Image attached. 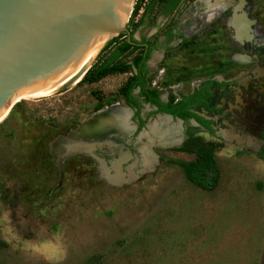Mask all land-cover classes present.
<instances>
[{"label":"rangeland","instance_id":"obj_1","mask_svg":"<svg viewBox=\"0 0 264 264\" xmlns=\"http://www.w3.org/2000/svg\"><path fill=\"white\" fill-rule=\"evenodd\" d=\"M149 1L139 0L130 29ZM218 1L181 0L167 17L159 14L162 4L155 3L144 16L134 39L153 41L168 31L174 35L164 51L150 57V88L181 84L179 94H186L203 79L240 80V71L250 64L238 59L240 54L246 58L249 42L264 49V0H222L211 14ZM241 1L243 17L254 21L250 41L234 38L229 25ZM127 76L110 74L45 98L22 100L2 121L0 264H264V150L257 154L258 116L251 118L253 127L247 124L250 114L205 116L213 119L220 142L192 126L194 134L218 145L213 158L220 178L209 192L185 178L184 165L193 155L170 151L175 145H158L151 140L159 136L151 132L128 133L94 156L64 154L63 142L53 152V143H61L98 105L125 107L116 91ZM122 151L129 159L124 162H133L132 179L110 185L100 161ZM140 151L149 156L148 163L156 159L145 172Z\"/></svg>","mask_w":264,"mask_h":264},{"label":"water","instance_id":"obj_2","mask_svg":"<svg viewBox=\"0 0 264 264\" xmlns=\"http://www.w3.org/2000/svg\"><path fill=\"white\" fill-rule=\"evenodd\" d=\"M138 2L0 0V124L22 99L67 83L62 89L80 80L119 34L128 33L126 23ZM243 5L241 1L229 25L234 38L249 40L252 32L249 26L254 21L243 17ZM239 22L243 26L240 27ZM114 106L117 105L98 110L61 139V143L57 141L59 146L65 143L64 154L88 153L94 156L96 150L119 143L122 136L114 132L105 134V138L86 134L111 114ZM123 109H127V121L131 125L132 110L128 107ZM159 116L172 119L168 115ZM106 138H111L113 143H108ZM100 163L103 164L102 161ZM119 164L121 161L111 163L114 171L122 175L119 180L111 181V170L102 173L109 184L120 185L132 179L130 173L119 172V166H116Z\"/></svg>","mask_w":264,"mask_h":264},{"label":"trees","instance_id":"obj_3","mask_svg":"<svg viewBox=\"0 0 264 264\" xmlns=\"http://www.w3.org/2000/svg\"><path fill=\"white\" fill-rule=\"evenodd\" d=\"M180 2L181 0H150L142 10L139 23L133 25V28L130 29V26H132L131 22L139 10V5L137 4L131 18L126 23L128 33L119 34L108 48H111L108 57L98 65L91 66L76 83V85L82 83L92 84L110 74H128L116 93L123 104L133 110L132 120L135 119L137 121V131L143 128L145 124V119L142 120L139 116L141 106L138 99L140 98L144 103L156 107V111L149 113L148 116L163 113L173 118H178L183 123L192 119L207 128V123L193 112V109L199 103V91L181 97L174 103L172 98L165 103L160 101L159 92L149 87L150 79L147 76L149 70L146 62L155 48L154 42L149 41L147 38H141L139 41L133 38L134 31L143 23L144 16L151 13L155 3L162 4L159 14L167 17ZM165 36L167 41L173 37L170 31ZM134 90H137L135 95L133 94ZM102 107L98 105L94 112L102 109ZM189 130L186 133V139L179 146L170 149V151L193 155V160L184 165L185 178L200 190L212 191L217 186L220 178L213 158V152L218 145L213 141L204 140L197 134H192Z\"/></svg>","mask_w":264,"mask_h":264},{"label":"flooded vegetation","instance_id":"obj_4","mask_svg":"<svg viewBox=\"0 0 264 264\" xmlns=\"http://www.w3.org/2000/svg\"><path fill=\"white\" fill-rule=\"evenodd\" d=\"M219 4L215 9V11L213 10L211 12V14L213 12H216V10L220 9V7L223 6L222 0L218 1ZM203 9H206V7L202 6ZM210 14V15H211ZM171 35L173 37L170 38L169 41H167V38L165 36V34L161 37V38H156L151 42H154V50L151 52L150 57L152 56L153 53L155 52H159V51H164V47L166 45H168L169 43L172 42V40L174 39V35L172 34V31H170ZM137 40V39H135ZM140 40V39H139ZM137 40V41H139ZM252 40L251 38L249 39V41ZM253 43L252 41L249 42L248 47L249 49H247L246 51V58L245 56H241L239 54H236L233 52V56H237L239 55V59L241 60L239 62L241 63H248L250 64L249 68L245 69L244 71L241 70L240 74L241 77L240 80H234V77H230V78H224L223 75H221V79H218L217 77L215 78H209V79H203L201 81H199L197 84L193 83L192 84V89L186 93V94H179L180 88H181V84H173L168 86L167 89H159V88H152L156 91L159 92V99L162 102H167L168 98L166 99V101H163L161 99V94L164 92H169V94H171L174 98L173 99V103L178 101L181 97H185L188 95L193 94L195 91H199L200 92V96H199V103L198 105L193 109V112L195 114H197L198 116H200L206 123H207V128L205 126L199 125L198 123H196L194 120L189 119L187 120V122L183 123L180 119L178 118H173L170 116L171 119V123L173 122H179L180 123V127H179V133L177 135V144L178 146L186 139L187 135L186 133L188 132V130L193 134V128L198 129V131H204L207 135H209L210 137H215L217 140L220 139L218 136L215 135L214 133V129L212 127V123L214 122L213 119L207 118L205 116L207 115H213V116H218L219 118H223L224 114H230L235 118H238L236 116H234L233 114L238 115L240 113L241 117H243L245 114H247V116L250 114L249 117H247V119H249V121L247 122L249 127H253L254 121L251 119L252 117H257V119L260 120V128H258L257 132H258V137H259V141H260V146L257 149V154H262L263 150H264V55H260L261 52H264V49L262 48V50L253 48ZM243 59H242V58ZM150 59V58H149ZM146 66H147V62H146ZM148 68V66H147ZM149 70V69H148ZM151 70H149L148 72V77L151 74ZM150 83H151V79H150ZM136 91L137 94V90ZM162 92V93H161ZM173 93V94H172ZM168 94V96H169ZM224 95H227L224 96ZM176 97V98H175ZM141 109L139 112V116L142 120L145 119V124L143 126V128H141L140 130L137 131V121L134 119L132 120V116H133V110H132V115L130 116V123L131 125L134 127L133 129V135H139L141 132L145 131L147 126L149 125L148 123L150 122V120L152 121V123H150V125L148 126V132H151L152 135H156L153 133V131L151 130V126L157 122L154 121L157 116L159 115H167V114H163V113H156L152 116H148L149 113L155 112L156 111V107L152 106L148 103H144L142 101V99H138ZM126 107V106H125ZM147 109V110H146ZM160 118V116H159ZM158 118V119H159ZM161 118H167V117H161ZM127 126V123H125ZM193 126V128H192ZM196 126V127H194ZM127 128H129L127 126ZM116 129V128H115ZM114 129V130H115ZM112 130V129H111ZM211 130V131H210ZM129 131V129H128ZM146 133V134H147ZM158 136V135H157ZM182 137V138H181ZM145 138V137H144ZM153 137H151L152 139ZM150 140V139H148ZM151 141H155L158 143H164L166 144V146H170L173 145L175 143L172 144H168L165 143L164 141H159V139H152ZM142 147V145H140ZM140 146H138V149H142ZM175 148V147H174ZM105 150V148L103 149V151ZM117 152V151H116ZM126 152V150H125ZM125 152L123 153V151L120 154H113V155H105L102 157V162L104 164V169L106 171H114V166L111 165V163H117L120 162L121 160H125L126 155ZM141 152V151H140ZM141 154V160H142V152ZM130 162L128 161V164ZM94 164H96L94 162ZM145 164V163H143ZM117 167L119 166L121 169H125V162L122 163V165H116ZM113 168V169H111Z\"/></svg>","mask_w":264,"mask_h":264},{"label":"bare ground","instance_id":"obj_5","mask_svg":"<svg viewBox=\"0 0 264 264\" xmlns=\"http://www.w3.org/2000/svg\"><path fill=\"white\" fill-rule=\"evenodd\" d=\"M239 24H240V27L243 26L242 23L239 22ZM78 81L79 80L77 79L71 85L76 84ZM66 84H64V85H66ZM64 85L52 88L50 90H47V91H44L41 93H38L36 95L27 97V98L22 99V100L40 99V98L48 97V96L56 93L57 91H59V89L61 87H63ZM112 110L113 111L111 112V114H109V115L107 114L108 116L101 119L98 122L99 124L95 125L94 127L90 128L89 130H87L86 134L89 136L98 135V136H101L99 138H105L103 136L107 133H110V132H114L118 136H124V135L130 133L132 130V126L127 121L128 111L123 109V108H119L117 106H114V108ZM110 111H111V109L108 110V112H110ZM126 113H127V116H126ZM159 119H160L159 123L155 127H153V129H152L153 133L159 136L158 137L159 141H164L165 143H168V144L175 143L177 141L176 137L179 133V126L175 125V124H171V122L167 121L168 118H161V116H160ZM125 123H128L127 126H129L130 131H128L127 126H125L126 125ZM84 132H86V130ZM106 137H108V136H106ZM161 137H163V138H161ZM106 140H109V139L106 138ZM108 143H110V144L113 143L111 138H110ZM56 149H57V143L55 142L53 144L54 153H56ZM119 177H120V175H118L117 173L111 174V176H109V178H111V181L119 180Z\"/></svg>","mask_w":264,"mask_h":264},{"label":"crops","instance_id":"obj_6","mask_svg":"<svg viewBox=\"0 0 264 264\" xmlns=\"http://www.w3.org/2000/svg\"><path fill=\"white\" fill-rule=\"evenodd\" d=\"M155 53H157V52H155ZM150 60V59H149ZM149 60L147 61V66H148V69L150 70L152 67H149ZM133 94L135 95L136 94V91H133ZM168 94H169V92H164V93H162L161 94V99L163 100V101H166V99H167V97H168ZM173 94V93H172ZM176 98V97H175ZM125 110H127V109H125ZM147 110V109H146ZM159 118V116H157V118L154 120V121H157V122H155L150 128H151V130L153 129V127H155L158 123H159V121H160V119H158ZM167 121H171V119H168ZM152 123V122H151ZM127 125H128V123H127ZM150 125V124H149ZM148 125V126H149ZM132 126V125H131ZM148 126H147V128H146V130L145 131H143V133L141 132L140 134H142L141 136H144L143 134H146L147 132H148ZM129 127V126H128ZM129 129V131H130V128H128ZM132 129H134V127L132 126ZM133 130H131V132H132ZM130 132V133H131ZM127 135V134H126ZM125 135V136H126ZM177 139V138H176ZM155 142V141H154ZM177 142H178V140H177ZM177 142L175 143V144H173V145H175V146H177L178 144H177ZM158 145H159V143L158 142H156ZM164 144V143H163ZM173 145H170V146H173ZM163 146H165L166 147V144H164ZM151 156V155H150ZM148 157L149 156H147V155H142V160H141V164H140V168H143V172H145V171H147L146 170V168H150L151 166H152V164L155 162L154 160H156V159H152V163L150 164V163H148ZM126 159H128V155H126V158H125V160ZM124 160V159H123ZM129 160V159H128ZM133 162H130L129 164L127 163H125V169L123 170V169H121L120 167H119V172L120 173H122V174H125V173H130V167H131V164H132ZM143 163H145V164H143ZM122 165V164H121ZM129 165H130V167H129ZM132 167H133V164H132ZM127 169V170H126ZM142 170V169H141ZM111 174H114V173H117L116 171H111L110 172ZM124 179H126V178H124Z\"/></svg>","mask_w":264,"mask_h":264}]
</instances>
